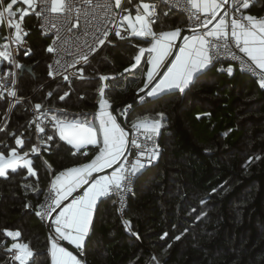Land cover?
I'll return each instance as SVG.
<instances>
[{
    "label": "trees",
    "instance_id": "trees-1",
    "mask_svg": "<svg viewBox=\"0 0 264 264\" xmlns=\"http://www.w3.org/2000/svg\"><path fill=\"white\" fill-rule=\"evenodd\" d=\"M255 1L252 7L263 12L264 0ZM166 9L167 17L173 16L168 18L171 26L183 28L185 15L160 5V17ZM24 26L32 52L22 54L19 62L35 67L21 77L19 96L31 101L18 103L0 129V152L6 155L17 147L16 137L25 141L23 152L36 143L28 123L31 102L53 108L60 117L64 112L66 119L76 112L85 116L97 107L101 75L129 67L141 43L114 38L83 67L82 75L50 81V38L35 13L25 17ZM144 71L117 77L107 97L120 104L144 89ZM128 106L131 123L164 114L162 148L156 164L136 182L127 211L130 224L120 218L114 199L99 207L84 247L88 264H147L152 257L162 264H264V89L258 82L238 68L229 75L214 67L183 95H145ZM8 107L0 96V125ZM126 107L119 108L121 114ZM91 155H73L54 132L51 146L32 157L35 175L23 168L0 177V261L14 242L5 236L7 229L21 232L19 241L30 243L36 264H49L48 234L36 215L38 206L52 177Z\"/></svg>",
    "mask_w": 264,
    "mask_h": 264
},
{
    "label": "snow or ice",
    "instance_id": "snow-or-ice-1",
    "mask_svg": "<svg viewBox=\"0 0 264 264\" xmlns=\"http://www.w3.org/2000/svg\"><path fill=\"white\" fill-rule=\"evenodd\" d=\"M169 2L170 0H160V3ZM253 2L254 0H184L183 4L177 2L176 6L186 8L190 22H194V26L190 24L192 34L183 36L182 44L175 43L181 37L182 29L179 27L161 32L153 30V24L160 19L156 0H139V3L134 5L135 15L123 6L124 0H104L103 3L95 4L93 0H11L6 6L4 0H0V23L6 22L10 29H15L14 38L6 39H12L14 43L21 45L23 36L27 35L22 30L21 22L31 10L38 18L43 19L49 31L55 30V39L48 46L47 52L57 55L62 48L55 45L67 44L71 38L67 35L62 36L61 33L69 34L78 30L81 17L87 26L84 37L91 40L89 43V39H84L82 43L89 52L96 51L93 45H104L106 41L111 43L108 38L112 33L121 41L130 38L147 40L149 46L139 47L138 54L134 57L135 63L125 69V72L135 69L147 53L146 63L149 67L145 88L153 85L146 93L147 97H158L173 89L183 93L204 70L214 66V61H217L218 57L224 55L238 61L242 72L258 76L259 85L264 89V17L257 18L244 12ZM18 3L27 7L14 10ZM128 3H131V0H128ZM94 9L104 12L103 17L92 15V19L99 21L96 25L89 20V15ZM164 15L167 16V13ZM17 16L20 22L14 21V17ZM65 23L69 25L66 29ZM2 47L4 50L0 51V60L8 61L14 70L0 75V87L7 91L8 96L16 98L17 71L22 72L25 66L16 61L7 44ZM174 48L178 49L175 54ZM237 51L243 55H237ZM24 54L29 55L30 50H26ZM173 55L174 59L169 61L168 58ZM88 58V53L78 52L74 63H63L61 59H57L55 63L58 70L66 71L75 68L77 63H87ZM161 67H166L162 75L159 72ZM49 69L48 75L53 76L51 65ZM82 71L81 68V75ZM219 71H227L232 75L234 70L229 66L227 69L220 68ZM64 79L68 80V76L64 75ZM100 79L107 81L112 77L101 76ZM9 83L12 85L11 88L7 86ZM105 88L106 86H101L98 90L99 110L92 121L66 120L56 115L51 117L59 139L72 146L76 152L89 145L95 146L98 151L90 162L56 174L50 183L47 197L49 202L38 206L42 210L36 212L37 216L51 218L55 213L52 220L54 232L49 237L47 250L50 264H81L77 255L60 242L67 241L75 249H83L98 200L110 193L118 192L123 203L125 195L132 192V186L139 178V174L147 165L158 159L160 154L158 144L153 143L152 147H148L147 142L158 135L163 126L164 114L158 113L156 119L144 116L132 123L131 128L144 137V142H138V139L130 138L129 133L117 122V117L108 110L111 105L105 98ZM67 95L65 93V96ZM65 96H61L60 100H64ZM34 108L39 115L32 123L36 125L37 132L43 133L45 129L40 126L41 116L46 115V110L41 111L42 105L39 103L35 104ZM51 140L53 136H48L47 141ZM47 141L41 143L46 145ZM15 144L17 147L11 148L7 155L0 152V177L7 178L8 170L16 172L23 168L27 169L28 175H35L30 154H39L40 147L33 145L28 152H23L25 141L20 137H16ZM132 150H135L136 155L130 160ZM45 164L50 167L47 162ZM107 169L112 171L100 175ZM78 190H82V194L74 196ZM70 197L72 199L69 201ZM125 224L130 222L126 221ZM4 234L14 240L7 249L13 253V261L18 264H36L34 258L37 253L33 251L30 243L19 242L20 231L5 229ZM176 239L180 237L177 236Z\"/></svg>",
    "mask_w": 264,
    "mask_h": 264
},
{
    "label": "built area",
    "instance_id": "built-area-1",
    "mask_svg": "<svg viewBox=\"0 0 264 264\" xmlns=\"http://www.w3.org/2000/svg\"><path fill=\"white\" fill-rule=\"evenodd\" d=\"M7 1L8 0H4V5L5 6L7 4ZM103 2H104V0H93L94 4L95 3H103ZM177 2H179L180 4H183L184 0H170L169 3H160V0H156V3L158 4V13H159L160 5H165V6H167L169 8V10H174V11H177L179 13H182V14H184L186 16L188 28L191 29L190 28V24L192 26H194V22H190L189 13H188L186 8L176 6ZM253 3H252V5H253ZM18 4H21V3H18ZM14 10H16V8H14ZM248 10L249 9L244 10L246 15L249 14ZM30 12H32V11L30 10ZM93 14L95 16H97V17H103L104 12L102 10H95L94 9L93 13L89 15V20L92 21L93 25H96V24L99 23V21L92 19V15ZM25 17L26 16H24L21 24H22L23 32H26L27 35L23 36V43L21 45H18L16 43H14L12 39H6L8 37H13L14 38L15 29L14 28L10 29L6 22L0 23V51H3L4 48L2 46L7 44L9 50L12 51L13 56L15 57V59H16V61L18 63H20L19 62V57L22 54L25 55L24 53H25L26 50H30V54L32 52L31 42L28 39V32H27V30H26V28L24 26ZM262 17H264V15H260L257 18H262ZM6 20H7V17L5 16V21ZM14 21L20 22L19 21V17L18 16L14 17ZM38 21H39V25H40V28H41L43 34L50 38V44H52L53 40L55 39V30L49 31V27L45 24L43 19L38 18ZM73 22H75L74 19H73ZM42 25H43V27H42ZM68 26L69 25L65 23V25H64L65 29ZM86 27L87 26L85 25L84 18L81 17L80 18V28L78 30H74L72 33H69V34H66L65 32L61 33L62 36L67 35V36H69L71 38L68 40L67 44H63V45L57 44V45H55L57 48H62V51L59 53V55H57L56 53H51V58H50V61H49V65L52 66L51 70L53 71L54 75L53 76H49V80L50 81H55V80H58V79H64V75H67L68 78H69V77H71V76H73V75H75L77 73H80V69L81 68L83 69V67L86 64H88L109 43L108 41H106L104 45H99V46L93 45L94 47H96V51L95 52H89L87 48L83 47V43H82L84 39H89V43H91L90 38H85L84 37V30H85ZM76 37H80L81 39L77 40ZM114 38H117V37L114 35V33H112V34H110L108 40L112 41ZM234 51H235V49H234ZM78 52L79 53H88L89 58H88L87 63H84V62L77 63L75 65V68H69L66 71H62V70H58L57 69V66H56V63H55V61L57 59H61L63 63H67V64L74 63V61L76 59V54ZM237 55H243V54L239 53L237 51ZM25 56H28V55H25ZM229 66L238 68L240 70L239 62L238 61H234L230 56H227V55L218 57L217 61H214V66L213 67H216L219 70L220 68L227 69ZM9 70H14V69L11 68V65H9L8 61L0 60V75H3L5 72H7ZM49 71H50V69H49ZM225 72H227V71H225ZM19 73H20V71H17L18 83L16 85V91H17V97L16 98H12V97L8 96L7 95V91L4 88L0 87V93H3V95H0V96L5 98L9 102L8 112L12 111L16 107V105L18 103L24 101L25 99L31 101L30 97L29 98H21L19 96V81H20L19 80ZM244 73H246L250 77L254 78L259 84V77L258 76L254 75V74H251V73H248V72H244ZM7 86L9 88L12 87V85L10 83ZM35 104H37V103L31 102V105L29 107V114L30 115H29V118H28V123L31 126V128H33V130H34L35 139H36V143L34 145H37V146L40 147L39 154H42L43 149L48 148V147L51 146V144H52V142L54 140V132L57 133L56 128L53 127V122H52L51 117L53 115H56V116H58V115L53 110V108L48 107V106L45 107V106L42 105L41 111H45L46 110V115L41 116V125L40 126L43 127L45 129V131L43 133H39V132H37L36 125L34 123H32L35 120V117L37 115H39V113L36 112V110L34 108ZM130 110H131V107L127 106L126 109H125L124 117H123L125 122L127 120L128 113L130 112ZM131 125L132 124L129 125V127L131 129L130 138L138 139V142H144V137L140 133H138L136 130L132 129ZM48 136H53V140L47 141V137ZM41 141H47V144L46 145L42 144ZM153 143L158 144L159 150L161 151L162 142H161V132L160 131H159L158 135H155L153 137L152 141H148L147 142V146L148 147H152ZM35 155H38V154H30V158L32 159V157L35 156ZM135 155H136L135 150H132L131 154L129 155V159L130 160L133 159L135 157ZM157 160L158 159L153 161L150 165H147L145 169L153 167L156 164ZM139 176H140V174H139ZM53 178L54 177H52L51 180ZM51 180H50V183H51ZM137 180L135 181V183L132 186V189H133L132 192L125 195L123 203H121L120 193H118V192L117 193H110L108 196H106V198H112V199L115 200L118 214H119L120 218L124 222L128 221L127 220V211H128V208H129L130 198L132 197V195L135 192ZM49 189H50V184H49V186L47 188V191H46V193L44 195V198H43V200H42L40 205H44V204H47L49 202L48 199H47V197L49 196ZM39 210H42V209L38 208V211ZM54 217H55V213L52 214L51 218L38 216V219L40 220V222L43 223V225L45 226V228L47 230L48 241H49L50 235L54 232V227L52 226V220L54 219ZM79 251L83 255V257H79V259L81 260V264H88V262L86 260V256H85V248L83 247V249H80ZM12 255H13V253L9 252L7 254V256L3 260L0 261V264H18V262H15V261L12 260ZM147 264H162V263L159 262L155 257H152L148 261Z\"/></svg>",
    "mask_w": 264,
    "mask_h": 264
},
{
    "label": "crops",
    "instance_id": "crops-1",
    "mask_svg": "<svg viewBox=\"0 0 264 264\" xmlns=\"http://www.w3.org/2000/svg\"><path fill=\"white\" fill-rule=\"evenodd\" d=\"M9 2H11V0H8L7 1V3H9ZM256 2V1H255ZM137 3H139V0H131V3H128V0H124V4H123V6L125 7V8H128V9H130L131 11H132V13H133V15H135V11H134V5L135 4H137ZM26 7V5H23L22 3L21 4H17V5H15L14 6V8H16V9H22V8H25ZM252 7V6H251ZM249 8V10H248V12H249V14L250 15H253V16H255V17H258V16H260V15H264V11L263 12H260L259 10H257L256 8H254V7H252V8ZM165 13H168V10L166 9L165 11H164ZM33 12H30L29 11V14L28 15H30V14H32ZM163 13V12H162ZM160 14H161V10H160V12H159V17H160ZM28 15H26V16H28ZM173 16L171 15V16H169V17H167V16H164V13H163V15H161V20H160V22L158 23V24H153V30L154 31H156V32H161V31H168V30H171V29H174L173 28V26H171V24H172V22L170 21V20H168V18H172ZM186 17V16H185ZM185 17H183L184 19H183V21H181L180 22V24H181V26L183 27V28H188V25H187V23H186V19H185ZM209 27H211V26H209ZM179 28H181V27H179ZM183 28H181V29H183ZM192 34V33H191ZM190 34V35H191ZM190 35H188V36H190ZM136 39H139V40H141V43L139 44V45H136V48H137V51H136V55L138 54V51H139V47H148L149 46V42L147 41V40H144V39H141V38H136ZM178 40V39H177ZM177 40H176V42H177ZM175 42V43H176ZM183 43V42H182ZM174 50V49H173ZM178 51V50H177ZM135 57V56H134ZM169 59V58H168ZM174 59V58H173ZM146 60H147V53L145 54V56L144 57H142V60H141V63L135 68V69H131L130 71H128V72H131L132 74L131 75H129V77H131L132 75H134L135 74V72L138 70V69H140V68H145V71H144V75H145V80L147 81V70H148V67H149V65L146 63ZM133 63H135V61H134V59H133ZM132 63V64H133ZM131 66V65H130ZM130 66L129 67H127V68H130ZM126 68V69H127ZM162 68L163 67H161L160 69H159V72L162 70ZM211 68H214L213 66H209L206 70H204L199 76H201L202 74H204L207 70H209V69H211ZM216 68V67H215ZM216 70L217 71H219L217 68H216ZM233 74L235 73V71H236V68L235 67H233ZM166 71V70H165ZM124 73H127V72H125V70H123L122 72H119V73H116V74H104V75H101V76H108V77H112V79H109V80H107V81H102V85L101 86H106V88H105V98L109 101V103H110V105H111V107L108 109L110 112H112V114L113 115H115V113H114V110H113V106L114 105H116V104H114L108 97H107V95H106V92L108 91V90H110V89H112V87H113V81L114 82H116V78L117 77H119V76H121V75H123ZM198 76V77H199ZM198 77L196 78V80L198 79ZM195 80V81H196ZM146 81H145V83H146ZM153 86V85H152ZM151 86V87H152ZM144 89H145V85H144V87H143ZM190 88V87H189ZM188 88V89H189ZM151 89V88H150ZM187 90V89H186ZM185 90V91H186ZM141 91V89L138 91V92H140ZM173 91H178V90H175V89H173V90H171V91H169V92H173ZM185 91L183 92V93H181L180 92V94L181 95H183L184 93H185ZM179 92V91H178ZM166 93H168V92H166ZM166 93H164V94H166ZM163 95V94H162ZM159 97V96H158ZM99 99H100V95H99ZM99 99H98V101H99ZM126 109V108H125ZM99 110V104H97V107L94 109V110H92V111H85L84 112V115L85 116H81V113L80 112H76V113H74V117L73 118H69V119H66V120H73V119H78V120H88V121H92L93 119H94V115H95V113L97 112ZM122 110V109H121ZM55 111V110H54ZM120 114H121V112H120ZM124 114H125V110L123 109V113L121 114V116H122V118L124 117ZM58 115V114H57ZM59 116V115H58ZM116 116V115H115ZM59 118H61V119H64V117H60L59 116ZM125 121V120H124ZM117 122L118 123H120L119 121H118V119H117ZM128 124H127V123ZM126 124L129 126L130 124H132L130 121H129V119H127L126 120ZM97 123H98V121H97ZM162 124H163V122H162ZM121 126H122V124H121ZM123 128H124V126H122ZM125 130H126V128H124ZM161 129H162V127L160 128V130L159 131H161ZM127 131V130H126ZM128 132V131H127ZM129 136H130V134H129ZM69 147H70V149H71V151H72V154L75 152V154H73V155H79V154H82V155H84L83 153H86V155L87 154H92L91 155V158L88 160V161H86V162H83V163H80V164H78V165H81V164H84V163H88V162H90V160L94 157V155H95V153L98 151V149L95 147V146H91V145H89V146H86L85 148H83V149H81L80 150V152H76V150L75 149H73L72 148V146H70V145H68ZM78 165H74V166H78ZM74 166H72V167H74ZM71 168V167H70ZM65 170V169H64ZM63 171V170H62ZM112 171V169H107V170H105V172H102V173H100V175H103V174H105V173H110ZM94 175H96V174H94ZM80 194H82V190H78L76 193H74L73 195L74 196H76V195H80ZM72 199V197H70L69 198V201ZM106 197H102V198H100V200H98V202H97V206H96V209H95V211H94V216H93V223H92V225L90 226V231H89V235H88V237L90 236V233H91V231H92V228L94 227V224H95V222H96V219H97V215H98V210H99V207L104 203V201H106ZM103 207V206H102ZM101 207V208H102ZM117 208V207H116ZM88 237H86V240H85V244H84V247H85V245H86V243H87V241H88ZM19 242H21V241H19ZM67 242V241H66ZM48 243H49V241H48ZM68 243V242H67ZM71 245V244H70ZM71 246H73V245H71ZM65 247V246H64ZM74 247V246H73ZM69 250V249H68ZM70 251V250H69ZM74 254V253H73ZM75 255V254H74ZM77 258L79 259V256H77ZM49 264H50V257H49Z\"/></svg>",
    "mask_w": 264,
    "mask_h": 264
},
{
    "label": "water",
    "instance_id": "water-1",
    "mask_svg": "<svg viewBox=\"0 0 264 264\" xmlns=\"http://www.w3.org/2000/svg\"><path fill=\"white\" fill-rule=\"evenodd\" d=\"M192 32H191V29L189 28H183L182 29V33H181V37L178 38L176 44H182L183 42V36H188L190 35ZM178 49L174 48L173 50V53L175 54V52H177ZM174 58V55L169 57V61L171 59ZM24 65V64H22ZM24 70L20 73H19V80L21 79V77L23 76L24 72L25 71H28L30 73H33V69L35 67V65H32V66H27V65H24ZM166 70V67H163L162 70L160 71V74L162 75L163 72ZM152 85H149L147 88L144 89V91H140V92H137L136 94H134L132 97H130L129 99H127L126 101L120 103V104H116L113 106V110H114V113L118 119V121L120 122V124H122V126H124V128H126V130L128 131L129 134H131V129L130 127L125 123L124 119L122 118L121 114H120V111H119V108L122 107V106H128L129 104H133L137 99L143 97L146 95V93L150 90ZM12 111L8 112L7 115L5 116L4 120L2 121L1 125H0V129L6 124V122L8 121L10 115H11ZM63 246L67 247L70 251H72L75 255L79 256V257H83V255L80 253L79 250L75 249L73 246H71L69 243H67L66 241H61L60 242Z\"/></svg>",
    "mask_w": 264,
    "mask_h": 264
},
{
    "label": "rangeland",
    "instance_id": "rangeland-1",
    "mask_svg": "<svg viewBox=\"0 0 264 264\" xmlns=\"http://www.w3.org/2000/svg\"><path fill=\"white\" fill-rule=\"evenodd\" d=\"M19 60H20V59H19ZM62 113H64V112H62ZM62 113H61V116L64 117V119H66V118H65V115H63ZM18 151H19V150H18Z\"/></svg>",
    "mask_w": 264,
    "mask_h": 264
}]
</instances>
